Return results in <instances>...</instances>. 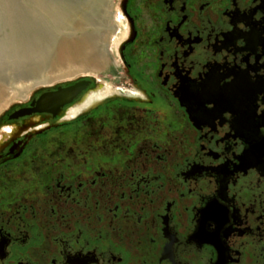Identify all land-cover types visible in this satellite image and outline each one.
<instances>
[{
    "label": "flooded vegetation",
    "instance_id": "obj_1",
    "mask_svg": "<svg viewBox=\"0 0 264 264\" xmlns=\"http://www.w3.org/2000/svg\"><path fill=\"white\" fill-rule=\"evenodd\" d=\"M119 6L111 90L0 118V264H264V0Z\"/></svg>",
    "mask_w": 264,
    "mask_h": 264
},
{
    "label": "bare ground",
    "instance_id": "obj_2",
    "mask_svg": "<svg viewBox=\"0 0 264 264\" xmlns=\"http://www.w3.org/2000/svg\"><path fill=\"white\" fill-rule=\"evenodd\" d=\"M101 9L97 0H82L81 6L73 0H20L19 6L0 0V116L39 87L79 76L119 74V48L128 25L120 6L116 18ZM105 16L115 20V38L109 43L98 22ZM12 131H0V143Z\"/></svg>",
    "mask_w": 264,
    "mask_h": 264
},
{
    "label": "rangeland",
    "instance_id": "obj_3",
    "mask_svg": "<svg viewBox=\"0 0 264 264\" xmlns=\"http://www.w3.org/2000/svg\"><path fill=\"white\" fill-rule=\"evenodd\" d=\"M6 1H8L9 4H12V5H18L19 6V3H20V0H1V2L3 3V5H9ZM72 1V0H71ZM74 2H76L77 5L81 6V2L82 0H73ZM120 1L121 0H97L98 2V6H100L102 9L100 10V12L102 13L103 11L105 12H109L111 13V16L113 15L115 18H116V14H115V11L117 9H119V5H120ZM104 3H106L104 5ZM110 15V14H109ZM105 19L104 20H101L99 19L98 22L101 21L103 27V34L105 36V38L107 39V42H111L113 41V39L115 38V35H114V28L112 29V27L114 26V23H115V20L114 19H111L110 16L109 17H104ZM110 21V23H109ZM101 76V77H100ZM99 78L104 82V83H111L112 85H115L117 83V79L115 78L114 74L113 73H108L107 75H100ZM118 76V75H117ZM116 76V77H117ZM83 76H79L75 79H71V80H67V81H75V80H79V79H82ZM67 81H62V82H59V83H56L52 86H56V85H59V84H62L64 82H67ZM112 85L109 84V86L111 87ZM44 88H50V86H42V87H39L37 89H35L30 95V98L34 95V93L40 91L41 89H44ZM29 98V99H30ZM29 99L27 100H22V101H17V102H14L8 109L7 111L19 104V103H25L27 101H29ZM5 111L1 116L0 118H2V116L7 112Z\"/></svg>",
    "mask_w": 264,
    "mask_h": 264
},
{
    "label": "water",
    "instance_id": "obj_4",
    "mask_svg": "<svg viewBox=\"0 0 264 264\" xmlns=\"http://www.w3.org/2000/svg\"><path fill=\"white\" fill-rule=\"evenodd\" d=\"M76 81H77L76 85L71 88H68L66 90H62L60 88V92L56 95V97L58 98L55 99L54 101L60 102L61 104H67V103L72 102L75 98H77L78 95H80L83 92V78L79 80H75V81H67V82L62 83L61 85H68ZM50 98L51 96L45 95L42 97L41 101H45Z\"/></svg>",
    "mask_w": 264,
    "mask_h": 264
}]
</instances>
